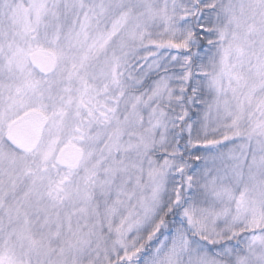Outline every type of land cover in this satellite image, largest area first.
Segmentation results:
<instances>
[{
	"label": "snow or ice",
	"instance_id": "1",
	"mask_svg": "<svg viewBox=\"0 0 264 264\" xmlns=\"http://www.w3.org/2000/svg\"><path fill=\"white\" fill-rule=\"evenodd\" d=\"M0 264H264V0H0Z\"/></svg>",
	"mask_w": 264,
	"mask_h": 264
}]
</instances>
